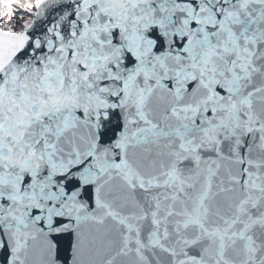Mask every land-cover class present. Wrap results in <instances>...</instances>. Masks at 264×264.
Returning a JSON list of instances; mask_svg holds the SVG:
<instances>
[{
    "label": "snow or ice",
    "instance_id": "6c2138e0",
    "mask_svg": "<svg viewBox=\"0 0 264 264\" xmlns=\"http://www.w3.org/2000/svg\"><path fill=\"white\" fill-rule=\"evenodd\" d=\"M0 264H264V0H0Z\"/></svg>",
    "mask_w": 264,
    "mask_h": 264
},
{
    "label": "rangeland",
    "instance_id": "374dc122",
    "mask_svg": "<svg viewBox=\"0 0 264 264\" xmlns=\"http://www.w3.org/2000/svg\"><path fill=\"white\" fill-rule=\"evenodd\" d=\"M16 19H19V17H17Z\"/></svg>",
    "mask_w": 264,
    "mask_h": 264
}]
</instances>
